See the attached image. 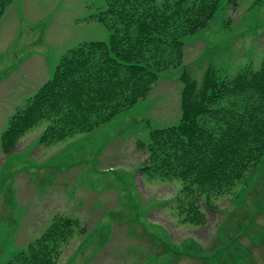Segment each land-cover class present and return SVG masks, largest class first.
Listing matches in <instances>:
<instances>
[{
  "label": "rangeland",
  "instance_id": "374dc122",
  "mask_svg": "<svg viewBox=\"0 0 264 264\" xmlns=\"http://www.w3.org/2000/svg\"><path fill=\"white\" fill-rule=\"evenodd\" d=\"M223 5L186 38L184 67L198 86L208 69L233 77L264 61V0ZM106 6L12 0L0 18V264L65 216L79 225L57 264H264V151L224 187L183 177L185 166L181 174L171 164L143 169L150 154L139 140L179 122L183 68L158 78L147 98L98 129L49 143L41 139L43 120L13 153L4 150L11 118L68 50L109 40L96 18ZM195 158L184 160L196 166Z\"/></svg>",
  "mask_w": 264,
  "mask_h": 264
},
{
  "label": "trees",
  "instance_id": "16d2710c",
  "mask_svg": "<svg viewBox=\"0 0 264 264\" xmlns=\"http://www.w3.org/2000/svg\"><path fill=\"white\" fill-rule=\"evenodd\" d=\"M11 1L0 0V18ZM236 1L107 0L96 18L110 31L109 40L68 50L11 118L4 150L13 153L20 136L43 120L48 128L41 139L49 143L98 129L147 98L158 78L183 68L179 122L155 126L139 140L150 154L143 169L171 164L181 174L185 166L183 177L196 174L220 187L240 178L264 151V61L258 71L233 77L208 69L201 86L184 67L186 38L205 29L223 4ZM190 156L196 166L184 160ZM78 225L75 217L55 218L2 264H57L61 245L69 244Z\"/></svg>",
  "mask_w": 264,
  "mask_h": 264
}]
</instances>
